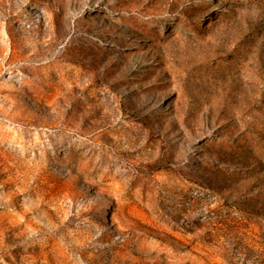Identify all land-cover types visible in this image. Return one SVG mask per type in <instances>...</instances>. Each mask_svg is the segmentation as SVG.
I'll return each instance as SVG.
<instances>
[{"label": "rangeland", "instance_id": "374dc122", "mask_svg": "<svg viewBox=\"0 0 264 264\" xmlns=\"http://www.w3.org/2000/svg\"><path fill=\"white\" fill-rule=\"evenodd\" d=\"M0 264H264V0H0Z\"/></svg>", "mask_w": 264, "mask_h": 264}]
</instances>
